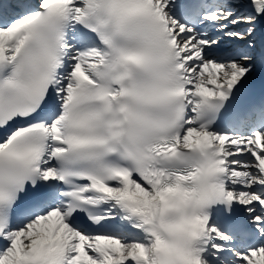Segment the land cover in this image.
<instances>
[{"label": "snow or ice", "instance_id": "1", "mask_svg": "<svg viewBox=\"0 0 264 264\" xmlns=\"http://www.w3.org/2000/svg\"><path fill=\"white\" fill-rule=\"evenodd\" d=\"M256 79L264 0H0V264H264Z\"/></svg>", "mask_w": 264, "mask_h": 264}]
</instances>
